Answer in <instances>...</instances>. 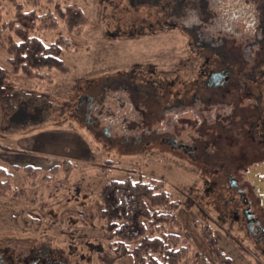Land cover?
Here are the masks:
<instances>
[{"label": "rangeland", "instance_id": "rangeland-1", "mask_svg": "<svg viewBox=\"0 0 264 264\" xmlns=\"http://www.w3.org/2000/svg\"><path fill=\"white\" fill-rule=\"evenodd\" d=\"M66 1L82 9L85 22L78 30L57 19L55 28L30 33L45 43L59 36L69 40L60 55L67 69H50L51 79L7 73L9 53L0 46V166L12 175L0 187L3 264H23L35 251L57 255L62 264H132L130 254L111 256L98 215V193L108 179L141 172L162 178L165 189L180 200L176 218L188 236L190 256L201 252L215 264L206 237L212 235L230 264H264L257 246L223 212V201L230 196L226 184L218 178L213 184L215 176L201 172L187 150L158 137L174 135L188 150L197 140L211 151L214 127L224 128L231 135L219 142L226 159L241 156L245 145L235 136L238 109L264 93V12H259L264 0H39L35 6L16 0L38 15L53 10L55 2L65 7ZM0 6L3 21L14 17L12 2L0 0ZM217 55L224 68L227 59L236 61L233 90L229 86L231 93L214 97L207 85L197 89V82L206 57L210 67ZM133 71L144 75L142 80L126 76ZM118 76L122 83L114 82ZM165 78L171 80L172 93L186 86L181 103L152 114L149 128H136L141 116L134 102L147 111L142 99L152 93L157 106L163 99L159 82ZM149 82L157 86H147ZM133 85L144 87L141 98H135ZM87 97H92L89 112ZM258 102L264 117V96ZM153 131L154 140L146 136ZM65 159L72 165L67 171ZM27 164L39 167L33 178L22 176ZM54 165L58 170L48 174ZM246 165L236 180L261 199L264 215V158ZM217 193L221 198L216 199Z\"/></svg>", "mask_w": 264, "mask_h": 264}, {"label": "trees", "instance_id": "trees-1", "mask_svg": "<svg viewBox=\"0 0 264 264\" xmlns=\"http://www.w3.org/2000/svg\"><path fill=\"white\" fill-rule=\"evenodd\" d=\"M6 1L12 2L15 9L14 17L3 21L0 6V46L9 53L7 73L51 79L50 69H67L60 55L70 44L69 40L59 36L45 43L30 31L53 29L57 19L68 29L78 30L85 22L82 9L70 1H66L65 7L55 2L53 10L38 15L34 9L24 10L23 4L16 0ZM24 2L35 6L39 0ZM1 76L4 75L0 74V89L3 87ZM62 165L65 171L72 168L68 159L63 160ZM22 169L23 178L28 179V176L34 177L39 167L27 164ZM57 170L54 165L48 174ZM11 176L10 171L0 166V187L9 182ZM98 198L101 228L107 246L112 249V258L130 254L132 264H213L201 252L190 256L188 236L185 237L183 226L176 218L180 200L165 189L162 178L141 172L136 176L108 179L101 186ZM89 215L92 219L94 214ZM206 237L211 242L214 263L230 264L232 259L216 246L212 235Z\"/></svg>", "mask_w": 264, "mask_h": 264}, {"label": "flooded vegetation", "instance_id": "flooded-vegetation-1", "mask_svg": "<svg viewBox=\"0 0 264 264\" xmlns=\"http://www.w3.org/2000/svg\"><path fill=\"white\" fill-rule=\"evenodd\" d=\"M254 1H258V0H254ZM253 11L255 10L253 9ZM259 12L262 13L264 12L261 6H259ZM262 13L259 15L261 18L263 16ZM202 46L204 47L206 45L202 44ZM218 56L219 55L214 57L213 61L215 62H213L214 64L212 63L210 67L207 64L209 62V59L206 57L205 63H203V67L199 70L198 73L199 77L201 78L200 79L198 78V82H197V89H202V88L205 89V86L207 85L208 87H210V90L212 91L211 94L214 97L215 94L217 95L222 94L224 96L225 93H231L230 90L228 89L229 86H231V90H233L232 89L233 82L231 81V79L234 76L233 63L236 61L235 59H227V67L224 68L219 66V64L222 63V61L219 60ZM250 72L251 71H248L249 75L251 74ZM216 73L218 75L210 79V77ZM134 74L136 78H138V76H141L139 80H142V76H144L140 73H136L135 71L127 74L126 76L131 77ZM162 78L163 77H161V79ZM106 80H108L107 77L105 78V81ZM121 81L122 79H120L119 76L116 80L114 79V82L116 83H120ZM149 84L157 86L155 82L154 83L149 82L147 86ZM159 84L160 85L158 86V88L159 89L161 88L162 92L158 93V95L160 96L162 95L163 99L161 98L162 102L157 99L158 100L157 106H155V104L153 103L155 101H153L154 98L152 96L153 95L152 93H148L147 95L151 96L153 100L150 99L151 97L150 98L143 97L142 99V103L146 105L148 109L147 111H145L142 107H140V104L134 102L133 105L134 107H137V109L136 108L135 109L136 111H139L141 116L140 121L136 123V128H139L138 125H144L145 128H149L148 125L150 124L151 120L154 117V115L152 114L155 113L158 114L160 109L164 110L165 113L167 111L166 109H169L171 106L173 107L174 105H176L177 102L181 103V101L178 100L180 99V96L182 94L186 93L187 90L185 86L183 90L181 91L174 90L175 93H172L171 80L167 78L159 82ZM104 86H102L101 89L102 94L105 93ZM120 87L121 89H125V86L123 85H121ZM143 88H139L136 85L132 86V90L135 92L134 94L136 96L135 98L142 97L140 90H142ZM263 94L264 93H262V91L259 92V94L256 96L254 103L249 104L251 107L245 104L241 109H238L239 111H241V114H238L237 116L239 122L237 123L238 124L236 131L237 135L235 136H237L236 138L239 137V139L245 145V149L243 153L242 152L240 153L241 156L238 157L237 160H235L234 158L226 159L227 156L224 150L222 149L221 145L219 144L220 140H223L224 136L225 137L231 136L228 132H225L224 128L217 129L216 127H214L216 136L214 137L212 136V134H210L213 137L212 143L214 144V148H215L214 150L211 151L208 150L207 148L208 146L205 145L198 146L196 142L197 140H194L195 143L189 146V150H188L186 148V144L182 143L181 141H177L174 135H169L168 133H161V135L158 134L160 140L168 143L169 145H171L172 148H179L184 151L187 150L186 152L190 157L192 156V160L195 161V164L200 166L201 172L202 171L206 172L208 176L209 174H211V176H215L214 177L215 179L212 180L213 184H217L218 181L217 178L221 179V181L226 184L225 191H227L230 196L225 201H223L224 214L230 216L232 218V221L238 224V226H240L244 230L246 236L255 244V246H257V250H259V252L262 255H264V215L262 213L263 208L259 207V203H261L260 201L261 199L251 194L248 185L244 183V181L239 182L238 180H236V177H238L239 174H241L243 171L247 169L248 166L246 165V163L248 164L250 160L251 162H253L264 158V156L262 157V154L264 153V121H263L264 117L261 115L262 112L257 106L258 103L260 104V102H258V99L261 97V95L264 96ZM86 100H87L86 112H89L92 103V97H87ZM81 103L82 101L78 103V106H80ZM254 106H256V108L254 109V111H252V107ZM247 107H249V109H247ZM132 123L133 121H131V124ZM146 136L152 138V140L155 139L154 131L153 133H151V135H146ZM118 139L119 138L116 137V140ZM135 140H136L135 135H132L131 142L135 143L134 142ZM121 141L122 142L120 144L123 146V144L124 145L126 144L127 140L126 138H123ZM182 146H184L185 148H182ZM232 156L234 155L232 154ZM215 195H216L215 196L216 199L221 198L220 194L217 193ZM215 203H217V201H215ZM217 207L219 208V205H217ZM254 209H258L259 213L255 212ZM2 256H3L2 253H0V264H3L4 261ZM24 262L25 264H62V262L58 260L57 255L51 257L49 254L43 255L40 252H36V251L35 253H29L28 257L23 258L22 263L24 264Z\"/></svg>", "mask_w": 264, "mask_h": 264}, {"label": "water", "instance_id": "water-1", "mask_svg": "<svg viewBox=\"0 0 264 264\" xmlns=\"http://www.w3.org/2000/svg\"><path fill=\"white\" fill-rule=\"evenodd\" d=\"M216 75H218L217 73L216 74H213L211 77H210V79H212L213 77H215Z\"/></svg>", "mask_w": 264, "mask_h": 264}]
</instances>
